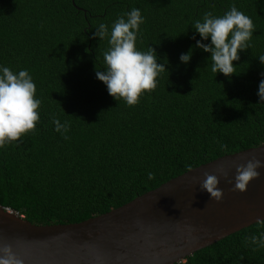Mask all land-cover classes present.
Listing matches in <instances>:
<instances>
[{
  "label": "trees",
  "instance_id": "1",
  "mask_svg": "<svg viewBox=\"0 0 264 264\" xmlns=\"http://www.w3.org/2000/svg\"><path fill=\"white\" fill-rule=\"evenodd\" d=\"M231 5L253 22L251 47L230 77L214 76L210 54L191 39V21ZM133 7L144 17L136 47H152L165 70L154 90L127 106L95 77L108 45L92 34ZM190 47V61L181 63ZM262 53L264 0H0V64L27 69L41 101L35 129L0 149V205L35 224L78 222L263 143ZM52 114L69 122L68 139L53 130ZM261 221L173 264H264V248L244 240L264 231Z\"/></svg>",
  "mask_w": 264,
  "mask_h": 264
},
{
  "label": "water",
  "instance_id": "2",
  "mask_svg": "<svg viewBox=\"0 0 264 264\" xmlns=\"http://www.w3.org/2000/svg\"><path fill=\"white\" fill-rule=\"evenodd\" d=\"M264 142L221 155L174 176L101 214L71 223L35 224L0 205V248L7 245L21 264H173L221 238L264 220V167L243 192L228 179L236 164ZM218 177L222 199L199 187L203 173ZM234 182V181H233ZM2 255V253H0Z\"/></svg>",
  "mask_w": 264,
  "mask_h": 264
},
{
  "label": "clouds",
  "instance_id": "3",
  "mask_svg": "<svg viewBox=\"0 0 264 264\" xmlns=\"http://www.w3.org/2000/svg\"><path fill=\"white\" fill-rule=\"evenodd\" d=\"M144 17L139 8H131L118 15L110 26L100 23L95 27L93 37L103 40L107 37V49L102 52L103 69L95 72V77L103 82L107 93L113 99L123 100L125 105L134 106L139 97L154 90L157 86L160 73L165 70L164 63L157 62L155 50L148 46L147 50L136 47L140 25ZM195 30L191 39L195 40V47L210 55V70L214 74H223L230 77L234 73V61L239 60V53L250 48V40L255 30L250 17L231 5L222 15H214L211 11L204 12L199 18L191 21ZM195 33L200 39H196ZM202 41H207L203 43ZM192 48L178 57L181 63L190 61ZM261 65H264V53L257 56ZM256 95L258 104H264V72L260 73ZM41 101L36 97V86L27 69L12 71L9 67L0 64V149L6 145L18 142L22 136L33 131L39 121V106ZM54 131L64 139L70 124L67 120L61 122L55 114L51 115ZM264 167V161L252 155L245 163L236 164L235 174L228 179V173L222 168L218 171L233 184V191L243 192L248 183L259 176L257 169ZM148 179H152L149 172ZM204 179L200 182V189L206 191L211 199L220 201L222 190L217 187V175L203 173ZM234 181V182H233ZM262 223V221H257ZM246 246L264 248V231L258 235L246 236ZM0 264H21L5 245L0 248Z\"/></svg>",
  "mask_w": 264,
  "mask_h": 264
}]
</instances>
